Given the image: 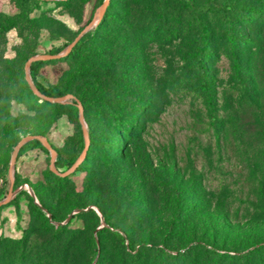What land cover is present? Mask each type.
Wrapping results in <instances>:
<instances>
[{
  "label": "rangeland",
  "instance_id": "374dc122",
  "mask_svg": "<svg viewBox=\"0 0 264 264\" xmlns=\"http://www.w3.org/2000/svg\"><path fill=\"white\" fill-rule=\"evenodd\" d=\"M250 4L264 0H0L6 264H95L101 249L98 264H118L113 231L264 264V20L233 10ZM35 57L33 82L64 98L31 88ZM50 226L72 243L44 258ZM147 248L131 264H153Z\"/></svg>",
  "mask_w": 264,
  "mask_h": 264
},
{
  "label": "trees",
  "instance_id": "16d2710c",
  "mask_svg": "<svg viewBox=\"0 0 264 264\" xmlns=\"http://www.w3.org/2000/svg\"><path fill=\"white\" fill-rule=\"evenodd\" d=\"M233 10H236V12H239L241 16H243L244 19L247 20L248 23H254V22H258L261 20H264V4L262 5H254V4H250V5H246V6H242L240 8H233ZM104 17L105 14L103 15L102 19L100 20V22L98 24H101L104 21ZM209 33H208V29L206 28V36L208 37ZM205 38L206 40H208V38ZM230 43L231 46L230 48H233V50L235 48H237V44L235 41V38L233 37L232 34H230ZM236 44V45H235ZM234 45V46H233ZM81 46V44L77 45L74 44L72 46V48L69 50L68 54H72L74 53L76 50H78V48ZM62 47H58L53 49L52 51H50L51 54H57L58 52L62 51ZM208 50H210V44L207 43L203 46L202 50H201V55L205 56L206 53H208ZM42 61H35L33 63H31L30 65V71L34 74L37 66L41 63ZM35 84L37 85L38 89L43 93V95H45L48 98H61L64 97L66 95V91L64 90H52L49 88H44L42 86H40L36 81ZM204 89L207 93H209V89L208 86L205 85ZM39 99H41V97H38ZM43 101H47L45 99H42ZM49 102V101H47ZM22 153V147L20 148L19 152H18V156ZM77 169L80 168V165L78 164ZM52 217H56V215L54 213H52ZM174 223V219H171L169 221V226L172 227ZM107 228H101L99 229V240L103 241L101 234L106 231ZM173 230V229H172ZM49 231L51 233V235L49 236V238L44 242V253L47 252V254L44 256V258H52L53 254L51 255L50 252H52L56 247L58 248V246L62 245L65 241V244L67 247H70L71 245V240H62L61 236L62 234H60V232L55 231V229L53 228V226H50ZM111 232V231H110ZM113 235H116L119 239V241L121 242V249L120 252L118 254V264H131V263H138L139 261L142 260V258L136 257V254L139 253L140 251L144 250L146 247H148L147 249L150 248V251H154L155 253V261L153 262V264H210L209 263V259L212 260L217 259L216 261H220L223 257L216 252H213L214 256H211L209 258V256L207 257H200L199 256V252L201 251L198 247H194L191 249H185L184 251H181L180 249H178L177 247L171 248L173 249V251H175L174 253H166L164 251V249L159 246L156 249H153V245L149 244L148 242H145L143 244L140 245V247L138 249H135V245L134 242L132 241L131 238L127 237L125 238L123 235H121L119 232L117 231H113L112 232ZM125 242H127V245L125 247ZM22 245L24 247H22L21 253L20 255L25 256L26 254L24 253L25 250L27 249L28 245H29V240H23L22 241ZM166 248L170 249L168 246H165ZM262 245H259L257 247H254L253 250H250L246 253L243 254L244 257H251V255L253 254V252H259L260 249L262 248ZM26 248V249H25ZM55 252V250H54ZM202 253H205L202 251ZM9 253H6L5 251H3V253L0 254V260H3V264H6L8 257H9ZM206 255V254H203ZM28 257V256H27ZM104 257V253L103 250H100V254L95 262V264H98V262L100 261V259ZM232 258V257H230ZM215 261V260H214ZM232 261V259H231ZM145 262H148L149 264H151L149 258L148 260H145ZM211 262V261H210ZM8 264V263H7ZM246 264V263H245Z\"/></svg>",
  "mask_w": 264,
  "mask_h": 264
},
{
  "label": "water",
  "instance_id": "95a60500",
  "mask_svg": "<svg viewBox=\"0 0 264 264\" xmlns=\"http://www.w3.org/2000/svg\"><path fill=\"white\" fill-rule=\"evenodd\" d=\"M95 22H96V20H94L92 24H94ZM82 34H83V32L80 34V36H81ZM74 44H75V42L72 43V44L67 48V50H66L65 52H63V53H60V54H58V53H57V54H49V55H46V57H48V58H57V57L63 56V55H65V54H66V53L72 48V46H73ZM34 59H36V57H35V58H31V59L29 60V62H28V69H27V71H26V77H27L28 82H29V85L31 86L32 89H34L36 92H38V94L41 95L42 97H44V98H48V97H46L45 95L39 93L37 87L35 86V83H34L33 80L31 79L30 69H29V68H30V65H31V63H32V61H33ZM62 98H64V97H61V98H49V99H52L53 101H58V100H60V99H62ZM33 137H36V136H32L31 138H33ZM47 144H48V143H47ZM21 145H22V143H20L19 146L17 147L16 152H15V157L17 156L18 151H19V148H20ZM87 147H88V146L85 147V151H84V153H83V156H84V154H85L86 151H87ZM83 156H82V157H81V158H80V159L74 164L73 169L76 168L77 165L82 161ZM52 165L54 166V162H52ZM12 174H14V166H12ZM5 202H7V200L0 201V204L5 203Z\"/></svg>",
  "mask_w": 264,
  "mask_h": 264
},
{
  "label": "bare ground",
  "instance_id": "6f19581e",
  "mask_svg": "<svg viewBox=\"0 0 264 264\" xmlns=\"http://www.w3.org/2000/svg\"><path fill=\"white\" fill-rule=\"evenodd\" d=\"M100 14H101V12H100Z\"/></svg>",
  "mask_w": 264,
  "mask_h": 264
}]
</instances>
